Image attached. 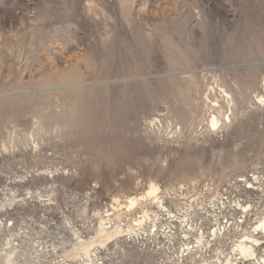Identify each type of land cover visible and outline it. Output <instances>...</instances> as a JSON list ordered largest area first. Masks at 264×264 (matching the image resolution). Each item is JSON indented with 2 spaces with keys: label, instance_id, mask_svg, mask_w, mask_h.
Returning <instances> with one entry per match:
<instances>
[{
  "label": "rangeland",
  "instance_id": "obj_1",
  "mask_svg": "<svg viewBox=\"0 0 264 264\" xmlns=\"http://www.w3.org/2000/svg\"><path fill=\"white\" fill-rule=\"evenodd\" d=\"M261 97L264 0H0V264H256Z\"/></svg>",
  "mask_w": 264,
  "mask_h": 264
},
{
  "label": "bare ground",
  "instance_id": "obj_2",
  "mask_svg": "<svg viewBox=\"0 0 264 264\" xmlns=\"http://www.w3.org/2000/svg\"><path fill=\"white\" fill-rule=\"evenodd\" d=\"M261 99H264V97H261ZM211 123L212 125H215L217 123V120L212 119ZM157 190H158V187L156 186V184L151 183L148 186L146 193L148 195L155 197ZM135 201L136 200L134 198H131L129 201L130 205H134ZM257 230H261L264 233V215L257 221V223L253 227L254 233H256ZM253 232L249 236L244 235L245 234L244 233L243 238L237 241L236 243H234L233 251L235 252L236 255H240L242 257H245L246 259H249V260L255 259L256 264H264V251L259 257H257L256 249H255L256 246H259L261 244V240L257 237H254ZM85 250H86V247H85ZM224 264H233V262L231 261L230 258H227Z\"/></svg>",
  "mask_w": 264,
  "mask_h": 264
}]
</instances>
